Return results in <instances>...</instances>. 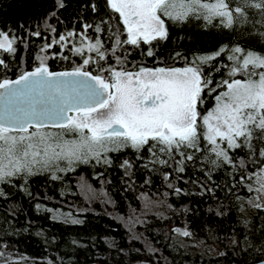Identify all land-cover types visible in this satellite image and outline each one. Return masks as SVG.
<instances>
[{
    "label": "trees",
    "instance_id": "trees-1",
    "mask_svg": "<svg viewBox=\"0 0 264 264\" xmlns=\"http://www.w3.org/2000/svg\"><path fill=\"white\" fill-rule=\"evenodd\" d=\"M228 2L244 6L242 0ZM245 12L248 22L238 18L231 28L218 17L211 23L195 16L180 22L164 18L167 39L136 47L117 46L116 37L123 41L127 34L107 0H0V30L17 38L14 53L0 51V81L33 71L43 47L60 35L84 32L101 40L104 68L179 67L214 54L202 65L211 80L198 105L204 115L226 91L223 81L243 74H231V49L264 53V10L245 6ZM58 45L48 49L44 61L50 71L82 68L100 74L96 53L85 65L87 50L80 55ZM56 130L64 140L79 138ZM107 146L112 150L102 152L100 162L91 156L88 163L52 160L47 167L34 166V174L20 172L0 182V253L7 255H0V264H250L264 258V207L248 209L246 201L254 173L264 165L259 131L251 148L228 150L232 163L212 153L202 134L197 147L171 153L152 141L140 150ZM125 161L129 166H122ZM90 189L97 194L86 193ZM59 213L72 218H57ZM177 228L186 229L193 243H182Z\"/></svg>",
    "mask_w": 264,
    "mask_h": 264
},
{
    "label": "snow or ice",
    "instance_id": "snow-or-ice-1",
    "mask_svg": "<svg viewBox=\"0 0 264 264\" xmlns=\"http://www.w3.org/2000/svg\"><path fill=\"white\" fill-rule=\"evenodd\" d=\"M242 3L244 6L238 3L232 7L228 0H107L127 34L123 41L116 37L117 46L124 43L136 47L167 39L164 18L180 22L195 16L211 23L218 17L224 27L231 28L238 18L241 23L248 22L245 6L264 10V0L255 3L242 0ZM87 27L91 26L85 25ZM96 30L99 32L100 28ZM75 35L68 32L53 43ZM80 35L81 45L74 51L80 55L85 49L96 53L98 59L95 62L100 74L92 75L82 68L52 72L40 58V65L33 71L23 72L16 80L0 81V89L4 90L0 97L6 100L22 99L38 92L41 97L47 94L54 104L26 108L6 106L0 111V182L20 172L34 174V166L43 164L47 167L52 160L66 159L71 164L75 159L88 163V156H91L100 162L101 153L112 150L107 146L109 144H116V150L124 146L140 150L152 141L161 145V152L171 153L182 147H197L202 134L212 146V153L232 163L229 149L251 148L257 131L264 138V53L240 47L231 49L232 55L228 57L234 61L231 74L243 73L246 79L224 80L227 90L215 97L212 110L201 115L198 105L202 103L204 88L211 83L204 75L202 65L213 56L196 57L183 68L140 67L138 71L112 66L104 68L99 65V60L106 59L101 41L92 43L83 33ZM16 39L9 32L0 30V51L14 53ZM147 55L154 53L149 49ZM90 62H93L92 56L84 59L83 64ZM117 62L123 64L119 58ZM3 64L4 60L0 59V65ZM105 72L107 78L103 75ZM64 77L87 79L81 81L78 88L69 89ZM73 111L75 115L68 114ZM42 119L58 121L57 127L78 133V140H62L58 134L41 132L44 125L39 121ZM198 120L202 124H198ZM34 123L36 131H29ZM201 126L203 133L199 131ZM222 142H226L227 147H221ZM260 155L264 156V149ZM103 162L109 163L106 158ZM122 166H129L128 162ZM261 187L264 188V183ZM182 234L190 235L187 231Z\"/></svg>",
    "mask_w": 264,
    "mask_h": 264
},
{
    "label": "rangeland",
    "instance_id": "rangeland-1",
    "mask_svg": "<svg viewBox=\"0 0 264 264\" xmlns=\"http://www.w3.org/2000/svg\"><path fill=\"white\" fill-rule=\"evenodd\" d=\"M70 32H74V31H70ZM74 33H76V32H74ZM81 33H83L84 36H86L88 38V40H90L92 43H95L96 40H100V39L91 40L84 32H79V33H76L75 36L69 37L66 41H62V44L60 42H58V43H52L50 45L52 47L54 44H56V45L59 44L58 46L61 47V48L64 45H71L72 46V49H75L76 47H79L81 45V39H82V37L80 35ZM65 35H67V34H65ZM54 40L59 41V38L54 39ZM85 43H87V41H85ZM77 44H79V45H77ZM46 46L47 45H45L43 47L42 55H40V58H43V62L47 58V56H48V49L50 48V47H46ZM85 50H87V49H85ZM87 53H88L87 55L89 57L91 55V53H89L88 51H87ZM213 55L214 54H211L209 56H213ZM40 61H41V59H40ZM183 67H185V66H179V67H145V68L155 69V68H183ZM126 70H129V69H126ZM131 71H134V70H131ZM136 71H138V70H136ZM257 71H259V70H257ZM232 79H246V77L243 74L242 75L241 74H237L233 78H231V80ZM72 115H75V112H73ZM29 131H36V128L30 129ZM40 131L41 132H47V133L52 134V135H57V134H58V136L61 135V131L56 130L54 127H43L42 129H40ZM61 138H62V140H64L63 137H61ZM66 140L72 141V140H78V138H66ZM225 144H226V142H225ZM220 146L221 147H224L222 145V143H220ZM57 151H59V149H57ZM262 169H264V165L255 171V173H254L255 183H252L249 186V189H251V196L246 199V201H247V208L248 209H254L255 207H257L256 205H261V206L264 207V188L261 187V184L264 183V172L261 171ZM86 193L90 194L91 196L97 194L92 189H90L89 191H86ZM56 216H57V218H64L66 220H71V218H72L71 216H63L60 213L57 214ZM177 229H179V231H177V234H178V236L180 238V241L182 243H184V244H186L188 246L191 243H193V241L190 240L188 238V236H184L182 234L184 231H187L186 229H184V228H177ZM1 257H7L6 253H3V255H1ZM133 264H141V263L136 262V263H133Z\"/></svg>",
    "mask_w": 264,
    "mask_h": 264
},
{
    "label": "water",
    "instance_id": "water-1",
    "mask_svg": "<svg viewBox=\"0 0 264 264\" xmlns=\"http://www.w3.org/2000/svg\"><path fill=\"white\" fill-rule=\"evenodd\" d=\"M73 70H63V71H54V72H57V73H59V72H71ZM84 71L89 72L87 70H84ZM92 75H95V74L92 73ZM62 79L66 83L67 87L69 89H71V88H78L80 85V82L83 80H86L87 78L86 77H64ZM3 91H4L3 89H0V92H3ZM42 105L54 106L53 102L47 98V94H45V96L41 97L38 92H33L25 98H22V99L13 98L10 100H6V99L0 97V111H3V109L6 106L26 108L29 106L39 107ZM73 112H69L68 114L71 115ZM39 122L42 123L44 125V127H57L56 125L58 123V121L50 120V119H42ZM32 126H36V124L34 123ZM250 264H264V258L261 259L260 261L250 263Z\"/></svg>",
    "mask_w": 264,
    "mask_h": 264
},
{
    "label": "flooded vegetation",
    "instance_id": "flooded-vegetation-1",
    "mask_svg": "<svg viewBox=\"0 0 264 264\" xmlns=\"http://www.w3.org/2000/svg\"><path fill=\"white\" fill-rule=\"evenodd\" d=\"M97 39H99V38H97ZM65 48L66 49H72V46L71 45H65ZM55 55H57L56 53H52V56H55ZM140 68V67H139ZM139 68H134V69H130V70H134V71H136V70H139ZM145 68V67H144ZM71 70H73V69H71ZM72 115V114H71ZM34 128H36V126H32V128L31 129H34ZM55 129H56V127H54ZM57 128H60V127H57ZM30 130V129H29Z\"/></svg>",
    "mask_w": 264,
    "mask_h": 264
}]
</instances>
